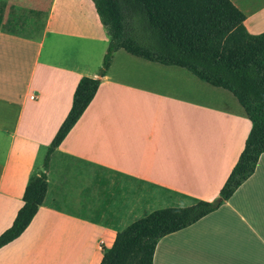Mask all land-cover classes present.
I'll list each match as a JSON object with an SVG mask.
<instances>
[{
	"label": "crops",
	"instance_id": "0c3cea01",
	"mask_svg": "<svg viewBox=\"0 0 264 264\" xmlns=\"http://www.w3.org/2000/svg\"><path fill=\"white\" fill-rule=\"evenodd\" d=\"M9 1L0 0V235L41 170L78 81L99 77L110 41L92 0H50L42 25L21 19L33 35L8 25L20 19ZM230 1L249 34L264 32V0ZM250 129L227 90L114 52L51 155L44 202L0 248V264H99L116 234L152 211L215 200ZM153 264H264V154L219 209L160 239Z\"/></svg>",
	"mask_w": 264,
	"mask_h": 264
},
{
	"label": "trees",
	"instance_id": "16d2710c",
	"mask_svg": "<svg viewBox=\"0 0 264 264\" xmlns=\"http://www.w3.org/2000/svg\"><path fill=\"white\" fill-rule=\"evenodd\" d=\"M92 2L110 34L99 77L78 81L70 110L46 148L41 170L29 177L23 205L12 225L0 235V248L24 232L44 202L51 155L94 98L114 52L124 50L150 62L183 68L199 80L227 90L251 123L244 149L215 200L152 211L118 232L99 263L153 264L160 239L219 209L254 173L264 154V32L249 34L243 24L244 14L230 0ZM27 23L21 19L8 21L14 30ZM30 23L37 28L38 23Z\"/></svg>",
	"mask_w": 264,
	"mask_h": 264
},
{
	"label": "rangeland",
	"instance_id": "374dc122",
	"mask_svg": "<svg viewBox=\"0 0 264 264\" xmlns=\"http://www.w3.org/2000/svg\"><path fill=\"white\" fill-rule=\"evenodd\" d=\"M9 2H12L15 6V12L20 19L35 21L38 23V26L44 23L50 6V0H10ZM34 12L38 14H35ZM18 31H21L24 34L26 33L25 35H33L32 32H34V29L32 26H28L24 29L18 28Z\"/></svg>",
	"mask_w": 264,
	"mask_h": 264
},
{
	"label": "built area",
	"instance_id": "2783aa9c",
	"mask_svg": "<svg viewBox=\"0 0 264 264\" xmlns=\"http://www.w3.org/2000/svg\"><path fill=\"white\" fill-rule=\"evenodd\" d=\"M32 98V97H31Z\"/></svg>",
	"mask_w": 264,
	"mask_h": 264
}]
</instances>
